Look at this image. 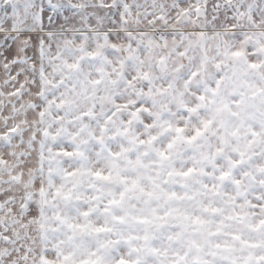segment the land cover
Returning <instances> with one entry per match:
<instances>
[{"label": "snow or ice", "instance_id": "obj_1", "mask_svg": "<svg viewBox=\"0 0 264 264\" xmlns=\"http://www.w3.org/2000/svg\"><path fill=\"white\" fill-rule=\"evenodd\" d=\"M0 264H264V0H0Z\"/></svg>", "mask_w": 264, "mask_h": 264}]
</instances>
